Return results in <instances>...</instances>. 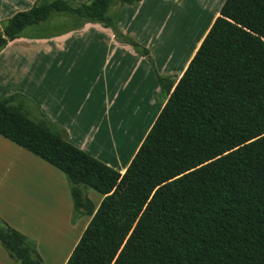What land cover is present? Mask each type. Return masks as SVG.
Here are the masks:
<instances>
[{
    "label": "trees",
    "instance_id": "trees-1",
    "mask_svg": "<svg viewBox=\"0 0 264 264\" xmlns=\"http://www.w3.org/2000/svg\"><path fill=\"white\" fill-rule=\"evenodd\" d=\"M114 1L37 3L3 25L0 52L55 12L110 24ZM18 99L0 98V135L63 172L92 217L66 264H264V0L225 1L124 174ZM0 243L15 264H44L1 218Z\"/></svg>",
    "mask_w": 264,
    "mask_h": 264
},
{
    "label": "crops",
    "instance_id": "crops-1",
    "mask_svg": "<svg viewBox=\"0 0 264 264\" xmlns=\"http://www.w3.org/2000/svg\"><path fill=\"white\" fill-rule=\"evenodd\" d=\"M37 1L0 0V24ZM225 1L115 0L110 24L55 12L0 52L2 98L124 174ZM85 192L97 209L104 196ZM0 218L36 242L44 264H66L92 217L77 214L63 172L0 135ZM0 264H15L1 243Z\"/></svg>",
    "mask_w": 264,
    "mask_h": 264
},
{
    "label": "rangeland",
    "instance_id": "rangeland-1",
    "mask_svg": "<svg viewBox=\"0 0 264 264\" xmlns=\"http://www.w3.org/2000/svg\"><path fill=\"white\" fill-rule=\"evenodd\" d=\"M44 1H48V0H38L37 3L44 2ZM37 3H36V4H37ZM178 10H179V12L183 11L182 7H180ZM178 10H176V13H177ZM186 11H187V9H186ZM176 13H175V14H176ZM190 16L192 17V14H191ZM3 25H4V24H0V30H2V26H3ZM170 25H171V24H170ZM170 25H169V27H170ZM0 97L2 98L1 93H0ZM105 154H106L107 156H109V155H111V156H118V155H119V154L117 153L115 147H114V148H111L110 146L105 147ZM103 160H104V159H103ZM86 190L92 191L93 193H95L96 195H98L96 191H94V190H92V189H90V188H87ZM55 245L58 246L59 244H55ZM56 261L59 262L58 259H57ZM47 264H48V262H47ZM57 264H58V263H57Z\"/></svg>",
    "mask_w": 264,
    "mask_h": 264
}]
</instances>
